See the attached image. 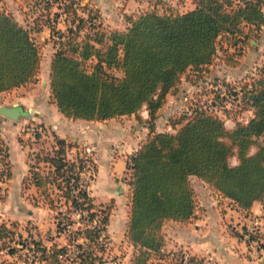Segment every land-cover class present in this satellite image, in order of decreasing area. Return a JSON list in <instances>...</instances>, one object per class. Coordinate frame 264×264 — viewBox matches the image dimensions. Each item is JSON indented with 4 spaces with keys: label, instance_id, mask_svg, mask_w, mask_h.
Wrapping results in <instances>:
<instances>
[{
    "label": "trees",
    "instance_id": "1",
    "mask_svg": "<svg viewBox=\"0 0 264 264\" xmlns=\"http://www.w3.org/2000/svg\"><path fill=\"white\" fill-rule=\"evenodd\" d=\"M194 3L186 11L154 8L127 15L128 26L118 29L104 24L100 11L89 2L69 0L62 7L71 14L64 29L48 18L43 21L50 27L56 48L49 84L60 112L74 119L135 114L143 120L140 110L144 106L149 110L150 133L127 161L131 190L127 239L135 248L131 264H203L204 258L193 254L184 263V251H171L174 257L168 259L171 253L164 250V223L169 219L186 222L195 215L192 175L242 210L264 201V64L240 84L241 107L226 108L229 100L217 93L210 103L172 115L174 131L156 129L160 108L169 93L178 91L184 74L203 77L221 40L247 41L258 37L264 26V0ZM42 29L26 26L10 11L0 9V91L27 85L38 77L42 57L33 32ZM230 96L237 98L233 93ZM213 105L228 115L253 107V116L248 121L236 119L229 127ZM44 126L37 124L36 137ZM53 134L54 149L37 152L30 173L54 210L57 231L66 236L67 243L48 246L34 237L32 242L41 252V264H100L108 250L106 243L110 244L106 229L111 208L95 202L83 176L97 170V161L77 141ZM74 147L78 150L70 157ZM233 155L238 157L237 164L231 163ZM11 174L8 148L0 134V178ZM13 233L0 221L4 246L9 247L6 242ZM72 244L76 254H72ZM177 254L181 260L175 259Z\"/></svg>",
    "mask_w": 264,
    "mask_h": 264
},
{
    "label": "crops",
    "instance_id": "2",
    "mask_svg": "<svg viewBox=\"0 0 264 264\" xmlns=\"http://www.w3.org/2000/svg\"><path fill=\"white\" fill-rule=\"evenodd\" d=\"M3 1L10 9L5 7L2 9L10 11L22 24L29 26L25 23V12L21 11L18 0ZM3 1L1 2L3 3ZM103 1L100 0L99 3ZM194 6L195 3L193 2L191 8ZM100 12L106 17L103 9ZM41 32H48L49 35L50 28H44ZM36 33L37 31L33 32L34 36ZM52 55L47 68L48 77L44 79L47 81L48 97L36 95L32 90L22 93L27 85L0 91V105L19 104L25 111L17 120L0 113V134L8 148L12 172L10 177L2 178L0 185V221L5 222L13 230H16L18 226L25 231L27 230L30 236L41 240L48 246L54 243L65 244L67 238L64 234L58 233L54 210L50 208L38 186L31 180L30 166L36 160L37 147L33 146L35 142H28L25 139L27 134L21 135L25 124L35 120L44 123L48 128L58 127L62 126L63 118H66V137L69 134L74 141L80 143L82 139L73 136L75 132L70 127L69 121L70 119L72 121L85 120L92 130L85 131L83 138L87 140L88 137L93 136V141L98 146V157L121 158L120 161L122 162L119 163L121 171L127 168L129 156L139 149L141 143L150 133V126L147 122L150 114L146 106L140 110L143 120L138 119L135 114L106 120L74 119L65 116L51 99L49 75ZM263 64L264 26L258 37L250 38L247 41L233 44L225 39L221 40L215 60L206 70L203 78L211 82L209 86L219 88V85L226 79L239 83L245 81L249 76L256 75ZM192 77L194 80H191ZM196 79L197 77L192 72L191 75L184 74L179 83L178 91L168 94L165 104L160 108L155 119L157 130L174 131V127L170 123V113L173 114L181 103L184 87L192 89L198 86L192 83ZM224 114V119L229 127H233L236 119H241L244 114L248 117L253 116L252 111L248 109L241 114ZM253 150L255 149L252 147V152ZM105 152L107 153L105 154ZM233 157L235 160L231 163L237 164L239 162L238 157L236 155ZM97 169H99L98 165ZM119 172L114 170L113 174L118 176ZM201 181H203L201 187L194 188L196 193L195 215L186 222L169 219L164 223L165 226H170L164 229L166 237L164 250L170 252L179 246L185 249L184 252L201 258L213 257L221 264H264V246L260 250L256 249L247 241L242 232V228L250 222L253 215L257 214L264 218V201H256L250 210H242L237 207L233 200L222 195L204 180L201 179ZM123 189L124 185L118 183L114 189L117 196L112 195L117 198L112 207L110 222L106 229L110 239V248H108L105 260L101 264H131V257L135 248L127 239L129 215H124L123 206L119 204L118 197L120 195L117 194ZM91 195L96 203H103L97 201L95 193L91 192ZM262 236L264 239V226ZM124 243L125 247L121 246ZM127 247L129 252L126 253L122 262H114L116 260L110 258L113 256L112 253L117 254ZM8 248L4 245L0 247V264H13L12 260L15 258L16 251L10 252ZM2 257L7 260H3ZM165 264L170 263L165 262Z\"/></svg>",
    "mask_w": 264,
    "mask_h": 264
},
{
    "label": "rangeland",
    "instance_id": "3",
    "mask_svg": "<svg viewBox=\"0 0 264 264\" xmlns=\"http://www.w3.org/2000/svg\"><path fill=\"white\" fill-rule=\"evenodd\" d=\"M3 0H0V9L7 8L10 9L9 6L6 4L5 1L3 3L1 2ZM66 1L69 0H18V5L21 8V11L25 12V23L31 27L36 26H42L44 28H50L49 26L45 25L46 23L43 22L45 19H50L52 23H54L57 27L65 28L67 26V23H70L68 17L71 14H67V12H64V4ZM90 3V7L93 9L102 10L104 11L103 16L102 13L100 14V20L103 21L104 24L107 26H112L118 29H124L128 26L127 22V15H133L138 14L141 11H144L146 9H154L157 8L160 11L173 9V11H185L190 9L193 6V0H104L102 3H99L100 0H82V4ZM8 7H7V6ZM49 5V7H48ZM111 11H107V10ZM107 12H106V11ZM56 13H58L57 19H56ZM39 17L40 20L36 17ZM70 17V16H69ZM38 18V19H39ZM55 19V20H54ZM28 20V21H27ZM42 31V30H41ZM37 31L35 38L39 45L41 57H42V66L39 73V77L35 78L33 81L29 82L27 86L25 87L24 92L27 93L28 91L32 90L36 95H43L44 97H48V86L46 85V80L48 77L47 68L50 61V56L52 53L56 50L54 47V42L51 38V35H48V32H41ZM51 33V32H50ZM222 39V38H221ZM205 74V73H204ZM50 80V79H49ZM193 84H197L198 86L188 89L187 87L183 88L182 93V101L179 104V106L175 109L174 113H170V115L179 116L183 114L185 111H190L191 108L195 107L198 104H204V103H210L212 101L213 97L217 93H221L219 88H215L213 86H209V83L207 82L203 77H198L195 82H192ZM208 83V84H206ZM242 81H240V84ZM183 85V84H182ZM181 87V86H180ZM222 94V93H221ZM226 100H229L228 103H226V108H229L230 103L236 104L237 107H241L239 102L237 101V98L233 99L232 96H226ZM1 100V96H0ZM235 101V102H233ZM237 109V108H235ZM219 114L225 118V112L223 109H219ZM235 115L236 113H231ZM170 116V117H171ZM64 121H62V126L58 127H46L44 126L43 129H41L40 136L36 137V127L37 124L40 122H37L35 120L29 121L27 124H25L24 129L21 132V135H25V139L28 140V142H35V145L37 147V152L40 150H44L46 152H50L54 149L56 145L55 141V135L53 134L56 132L60 136L66 137V118H63ZM89 123V122H88ZM69 125L74 130V135L76 137H81L82 140H80V146L82 148H85L87 152H91L94 156L95 160L97 161V165L99 169H97L94 173L91 171L85 172L83 174L84 181H87L89 183V190L91 188V192L95 193L97 201H102L105 206H109L112 210V207L115 203V197L112 195H116L114 192V189L118 183H122L124 185V189L117 194L120 196L119 198V204L123 206V209L125 211V214L129 215L130 210V197H131V190L129 185V176H130V169L126 168L124 171H121V168L119 167V163L122 162L121 158L118 157H98V146L94 143V138L91 135L90 137L85 140L83 138L85 131H90L92 128L87 125V122L85 120H71L69 121ZM35 126V129H31L30 127ZM80 133V134H79ZM264 136V135H263ZM68 139H72V136L69 134L67 135ZM264 141V137L261 138ZM73 140V139H72ZM74 141V140H73ZM79 142V141H77ZM253 149H257L256 145L252 146ZM78 148L74 147L71 152L69 153L70 157H73L76 155ZM253 150V152H255ZM252 151V148H251ZM102 152V151H101ZM107 152H105L106 154ZM121 156V155H120ZM234 156V155H233ZM231 157V161H234V157ZM117 162V163H116ZM118 169H115V168ZM115 171H120L118 176H115L113 173ZM97 174V175H96ZM191 182L194 186V188L201 187V184L203 181H201V178L198 176H191ZM206 185V184H205ZM117 196V195H116ZM4 209V208H3ZM170 226H163V229ZM172 227V226H171ZM165 231V230H164ZM13 238L10 239L9 248L15 249L17 252V256L15 255V258L12 260L13 264H20L23 262L26 257L29 255V245L28 243L32 242L33 236H30L23 228H18L16 230H13ZM18 234V236H17ZM5 242V241H4ZM3 240H0V247L4 244ZM121 246L125 247V243L121 244ZM6 249V250H8ZM9 251V250H8ZM174 253H182L185 251L182 247L173 248L172 250ZM128 247L123 248L122 252H118L117 254L112 253V260H116L114 262H122L124 260V257L126 256V253L128 254ZM169 253V252H168ZM171 253V251H170ZM181 255V254H180ZM180 255L177 254L175 256V259H180ZM17 257V258H16ZM174 257V254H170L168 259H172ZM108 258V257H107ZM3 259V257H2ZM110 259V258H109ZM7 260V259H3ZM40 262V261H39ZM101 264V263H100Z\"/></svg>",
    "mask_w": 264,
    "mask_h": 264
},
{
    "label": "built area",
    "instance_id": "4",
    "mask_svg": "<svg viewBox=\"0 0 264 264\" xmlns=\"http://www.w3.org/2000/svg\"><path fill=\"white\" fill-rule=\"evenodd\" d=\"M219 90L223 95L230 96L231 93H233V95L235 94L237 96L236 102H239L241 100L242 92H241V85L239 82H233L226 79L225 82L219 85ZM229 103H230L229 108H233V104L231 102ZM212 107L216 111H219V109L215 105H213ZM248 110L252 111L253 113V107L248 108ZM249 118L250 117L244 114L242 115L241 120L248 121ZM31 129L34 130L35 126L30 127V130ZM1 181L2 179L0 178V185L2 183ZM263 226H264V218L256 214L250 218V222L244 226L245 228H242V232L247 238V241L258 250H260L263 247L262 244L264 243V239L262 236ZM28 245H29L28 249L30 250L29 255L20 264H41V262H39V255L41 252L36 249V246L33 242L28 243ZM106 246L107 248H110L109 243H106ZM71 248H72V254H76L77 249L75 244H72ZM190 255L191 254L189 252H185V255L183 257L184 263L189 261ZM16 256H17V252H16ZM190 264H197V263L192 261ZM203 264H221V263L217 259H214L213 257H207L203 259Z\"/></svg>",
    "mask_w": 264,
    "mask_h": 264
},
{
    "label": "water",
    "instance_id": "5",
    "mask_svg": "<svg viewBox=\"0 0 264 264\" xmlns=\"http://www.w3.org/2000/svg\"><path fill=\"white\" fill-rule=\"evenodd\" d=\"M0 113L8 116L12 119H19L21 115H23L25 113L22 105H6V104H1L0 105Z\"/></svg>",
    "mask_w": 264,
    "mask_h": 264
}]
</instances>
